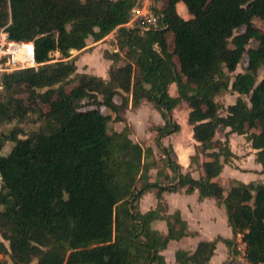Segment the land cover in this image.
<instances>
[{
	"label": "trees",
	"instance_id": "trees-1",
	"mask_svg": "<svg viewBox=\"0 0 264 264\" xmlns=\"http://www.w3.org/2000/svg\"><path fill=\"white\" fill-rule=\"evenodd\" d=\"M163 1L159 28L143 31L124 25L138 0H0V26L33 41L37 62L1 75L0 127L29 120L37 127L0 132V264H169L162 251L191 233L161 201L140 210L153 189L159 199L182 189L215 198L234 234L245 232L249 260L264 264V182L233 180L226 188L218 177L235 155L228 140L216 139L226 129L245 135L264 173V29L256 24L264 21V0ZM179 2L190 18L180 15ZM115 30L117 50L104 52L109 78L79 72L71 50ZM228 92L238 96L222 113L218 96ZM144 100L165 119L152 127L168 170L157 179L153 147L133 140L128 126L110 125ZM182 102L199 143L191 159L200 178L183 173L163 143L181 130L174 110ZM159 219L166 234L153 227ZM218 240L178 250L170 264H207Z\"/></svg>",
	"mask_w": 264,
	"mask_h": 264
},
{
	"label": "crops",
	"instance_id": "crops-1",
	"mask_svg": "<svg viewBox=\"0 0 264 264\" xmlns=\"http://www.w3.org/2000/svg\"><path fill=\"white\" fill-rule=\"evenodd\" d=\"M155 4L157 8H160L164 5V1L155 0ZM177 10L184 18H190L184 2L177 4ZM114 34L115 32L100 41H95L93 37H89L87 39V46L84 49L76 50L75 53H72L70 58L77 56L76 63L79 72L95 74L105 79L109 78V69L112 61L105 57L104 52L105 50H117L115 44L112 43ZM58 54L60 53L58 52ZM169 91L173 96L178 95L177 85L175 83L170 84ZM189 111L188 108L186 116L183 119V124L177 121L181 125V130L163 138V143L167 147L173 148L183 173L191 172L193 177L200 178L203 172L201 169H196L192 165L191 159L196 154L199 143L194 138L193 126L188 123ZM131 113H134L137 122L134 121L135 118H132ZM122 116L129 122L130 126L135 128L136 122L139 127H144L148 131L149 135L144 133L145 136H154V138L155 132L152 130V127L165 124V119L161 112L156 107H151L146 104V100L141 102L133 111L132 105L130 104ZM121 124H123L122 121L115 122V130L121 131L124 128ZM229 131L230 129H226L225 134L216 137V139L222 142L228 140L229 147L235 155L232 158V161L235 163L230 161L224 164L223 170L218 177L219 181L226 188L230 186L233 180H239L245 183L264 182L263 167L257 161V150L252 147L251 142H247L244 136L237 133H229L227 135ZM131 138L135 140L134 134H131ZM136 138L137 140L135 141L138 142L145 140L143 138ZM144 138L147 139V137ZM242 141L245 147L239 149V142ZM237 156L241 157L240 160L236 159ZM171 178L174 179V176L171 175ZM159 201L162 202L166 214H173L179 211L183 220L187 222L188 230L191 233L179 240H171L169 242L167 248L162 251L167 263L176 262V252L178 250H185L192 253L201 241H210L219 238L214 254L207 264H224L233 250V244L229 245L226 240L234 243L235 237L233 229L228 222L225 205L219 204L212 197L200 199L198 190L192 193H187L184 189L177 192H164L159 199L157 197V189H153L142 196L140 210L146 212L152 208H156ZM153 227L161 233L166 234L168 232V226L165 220H155ZM3 259L5 257L0 253V260Z\"/></svg>",
	"mask_w": 264,
	"mask_h": 264
},
{
	"label": "built area",
	"instance_id": "built-area-1",
	"mask_svg": "<svg viewBox=\"0 0 264 264\" xmlns=\"http://www.w3.org/2000/svg\"><path fill=\"white\" fill-rule=\"evenodd\" d=\"M160 20L161 15L155 0H138L132 9L131 18L124 25L150 31L159 28ZM114 32L116 34V30ZM36 66L34 42L13 39L9 35L7 25L0 26V90L3 88L1 79L3 73ZM224 264H254L248 258V244L244 231L235 234L233 250Z\"/></svg>",
	"mask_w": 264,
	"mask_h": 264
},
{
	"label": "rangeland",
	"instance_id": "rangeland-1",
	"mask_svg": "<svg viewBox=\"0 0 264 264\" xmlns=\"http://www.w3.org/2000/svg\"><path fill=\"white\" fill-rule=\"evenodd\" d=\"M256 24H257L259 27H261V28L264 29V21L257 20V21H256ZM59 56H60V54H58V52H56V53H55V57L58 58ZM244 67H245V64H241V65L238 67L237 72H238V71H244ZM262 78H264V66H262V67L259 69L258 80H261ZM237 96H238V95H237L236 93H231V92H228V93H226V94H224V95H219V96H218V100L224 105V108L221 110L222 113H227L226 108H227L230 104H232V103H234V102L236 101ZM146 104L150 105L151 107H155V105H154L153 103H151V102H149V101H147V100H146ZM133 110H135V108H132V111H133ZM187 110H188V108H187V106H186V103H185V102H182V103L178 106V108H176V110H175V112H174V119H175L176 121H178V122H181V123L183 124V119H184L185 116H186ZM125 111H126V109L122 112V114H123ZM107 112H109V111H107ZM131 116H132L133 119L135 118L134 121L137 122V119H136L134 113H131ZM136 122H135V125H136L135 128H133L132 126H130V125H129V122H128L127 120L122 121L123 124H121V125H123L124 127H125V126H128V128H129V130H130V134H134V138H135V140H137L136 137H138V138H143V139H145L146 141L144 140V141H141V142H145V143H147V144H151V145H152V147H153V151H154V155H155V159L157 160V163H158L157 166H156V168H152L151 171H150V173H151L153 179H157V172H158V170H160V171L163 173V175L166 176L167 168H166L165 163H164V161H163L164 155H163V153L161 152V149L157 146V144H156V142H155V140H154V136H145L144 133H147V134H148V131L145 130L144 127H143V128H142V127H139V126L136 124ZM150 123H151V122H150ZM110 125H111L112 129H115V122H112ZM150 125H151V124H150ZM15 126H20V127L24 128L26 131H30V130H32V129H34V128L37 127V125L32 124V123L30 122V120H29V121H26V122L21 123V124H18V123L15 124V123H13V124H7V125H4V126L0 127V132L9 133V132L13 129V127H15ZM150 127H151V126H150ZM150 129H151V128H150ZM154 134H155V133H154ZM224 134H225V130L219 131V132L217 133L216 137L223 136ZM143 135H144V136H143ZM148 135H149V134H148ZM242 136H244V137L246 138L247 142H250V141L247 139V137H246L245 135H242ZM144 137H147V139L144 138ZM10 146H11V143L9 142L8 145L6 146V149H5L4 151H8V149L10 148ZM168 147H169V146H168ZM244 147H245L244 142H243V141H242V142H239V149H243ZM244 151H245V150H244ZM256 155H257V154H256ZM201 158H203V156H201ZM240 158H241L240 156H237V157H236V159H238V160H240ZM232 162H234V161H232ZM234 163H235V162H234ZM160 179H162L163 181H166V182H168V180H169V178L164 179V177H160Z\"/></svg>",
	"mask_w": 264,
	"mask_h": 264
},
{
	"label": "water",
	"instance_id": "water-1",
	"mask_svg": "<svg viewBox=\"0 0 264 264\" xmlns=\"http://www.w3.org/2000/svg\"><path fill=\"white\" fill-rule=\"evenodd\" d=\"M75 52H76V50H75V49L71 50V53H75Z\"/></svg>",
	"mask_w": 264,
	"mask_h": 264
}]
</instances>
